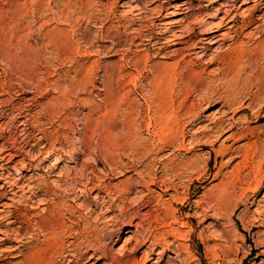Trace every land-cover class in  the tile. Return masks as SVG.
Returning a JSON list of instances; mask_svg holds the SVG:
<instances>
[{"label":"rangeland","instance_id":"rangeland-1","mask_svg":"<svg viewBox=\"0 0 264 264\" xmlns=\"http://www.w3.org/2000/svg\"><path fill=\"white\" fill-rule=\"evenodd\" d=\"M222 2L0 0V157L14 155L0 161L8 181L0 183L8 184L0 198V264H20L42 243L47 207L59 203L73 232L86 228L84 218L92 225L99 215L109 220L108 205L92 203L109 184L135 188L128 209L145 214L140 235L152 233L150 242L139 238L136 256V242H127L139 221L133 233L116 235L108 250L118 259L126 251L125 264H264V37H245L243 60L233 68L219 60L231 42L185 58L198 66L191 83L180 69L175 87H163L182 105L173 144V122L152 118L161 91L150 87L154 66L182 61V50L219 21L212 16ZM257 24L264 31V20ZM174 33L184 37L181 45L169 41ZM56 37L69 43L64 54L48 45ZM152 37L163 39L160 54L148 45ZM11 184L21 188L11 191ZM18 237L23 246L15 250ZM92 253L82 263L105 264L89 261Z\"/></svg>","mask_w":264,"mask_h":264},{"label":"bare ground","instance_id":"bare-ground-1","mask_svg":"<svg viewBox=\"0 0 264 264\" xmlns=\"http://www.w3.org/2000/svg\"><path fill=\"white\" fill-rule=\"evenodd\" d=\"M224 1L225 2H222L220 4V6H218L214 9V14L212 16L213 20L219 19V21L215 24H210L211 26H208V28H207L209 31L208 33H204L201 38H199L198 40H195V42H192L191 45H188L187 48H184L182 50L183 51L182 53L184 56L182 61L177 62V63H172V64L158 63L154 66L153 77L150 79L151 80L150 81L151 82L150 87H157L161 91L159 94L160 96H159V98L155 104V110L153 112L152 118L153 119L155 118V119H157V121L162 122V123H163V118H168L169 121L173 122V125H170V127L168 128L169 129L168 135H171V139L167 142H171V144H173V142H175L177 140V137H178L179 131L177 132V130H175V129L180 128L182 125L179 114L177 112V111L182 109V105H181V107L176 108L175 104H174V100L172 99V95L171 94L169 95L168 93H165L163 95V93H164L163 87H175V84L177 82L175 79H176L178 70H180V69L183 70V72H182L183 74L181 75L182 80H186V79L188 81L190 79L192 80V77L196 74V67H198V66H196L194 64L195 62L192 64V62H187L188 60L187 61L185 60V58L188 55H190L191 51L193 49H195L197 51L196 54H202L204 56L206 54V52H208L210 49H212V47H214L215 45L219 44V46H221V45H225L228 42H231V45L229 46L228 52L226 54L224 53L223 57H221V58H219L220 55L219 56L217 55V57L210 60L211 62L209 64H215L219 58V60H221L222 63H225L230 68H233L235 65L238 64L239 61L243 60L242 59L244 57L243 52H245V49L243 48V45H245L244 38L245 37L246 38L247 37L252 38L255 33L258 34V38L264 37V31L262 30L263 28L257 24L258 22L264 20V12L256 15L257 13H259V11L262 12V10L264 8V3L261 4V0H224ZM262 1H264V0H262ZM251 2L253 3L252 6H250L248 10L243 11L242 10L243 7L245 5L251 3ZM113 5H115V4H113ZM136 5H137V7L140 6V5H138V3ZM186 5H187V3L184 4V9H183L185 12L188 9L187 7H185ZM260 7H262V8H260ZM147 10H148V8H147ZM255 15H256V17H255ZM240 19H242V21ZM254 25H256V26L252 30L253 31L255 30V32L254 33L252 31L249 32L248 30L249 29L251 30V28ZM0 27H1V25H0ZM225 28H226V30L224 31V33L213 36L214 33H216L217 31H222ZM196 29L197 28H194L192 33H194L196 31ZM212 29H213V31H212ZM247 31H248V33H247ZM208 35H212V36H208ZM181 36L174 33V35L172 36V38L169 39V41L173 42L172 45H179L180 43L178 41H180L184 38L183 36L182 37ZM192 36H194V35H192ZM52 37H53V35H52ZM189 38H191V37H189ZM191 39H193V38H191ZM161 40H163V39L152 37V39L150 38L149 43H148V45H153V47H157L158 50L156 52L158 54H160L164 49L163 47H160V44H162ZM165 42H167V41H165ZM68 44L69 43L66 40H64L62 37H59V38L56 37V38H52V39L49 38V44L48 45H54L53 46L54 49H56L58 52H63V54H64V52H65L64 48L67 49ZM238 45L241 47L240 50L237 49ZM155 49H154V51H155ZM179 49H178V51H179ZM30 52H31V50H30ZM263 52H264V47H263ZM33 55H35V53ZM59 56H61V55H59ZM22 57H24V55ZM140 57L141 56H139L138 58H135V60L133 58V61L135 62V65L137 67L141 66ZM221 65H223V64H221ZM227 73H229V72H227ZM184 83H185V81H184ZM188 105H190V104H188ZM184 107H185V105H184ZM193 108L188 109L186 111V113L192 114L194 111ZM168 110H172L171 115H169V116L167 115ZM195 117H197V116H195ZM191 122L193 124L194 121H191ZM151 124L152 123L149 121L150 127H151ZM220 125H221L220 122H218L217 126H220ZM161 127H163V126H161ZM160 130L163 131V129H161V128H160ZM134 131H135V125L132 123L130 128H129V132H130L131 136H134ZM182 136L183 137L185 136L184 135V128H182ZM158 141L161 144L167 143V142H164L163 135H160L158 137ZM13 156L14 155L7 153V154L0 157V161L5 160L6 157L11 158ZM251 158H252V156H251ZM1 169L3 170L4 168L0 167V170ZM6 178L4 177L3 172L0 173V183H1V181H6ZM128 181H130V180H128ZM6 182L8 183V181H6ZM6 182H5V185L7 184ZM122 182L124 183V181H122ZM54 183L57 184L58 182L57 183L54 182ZM5 185L4 186L0 185V198H2L3 196H6L7 192H1V190L5 188ZM135 185H137V184H135ZM53 186H54V184H53ZM7 187L10 188L11 191H13L16 188H21V186H18L16 184H11ZM101 188H102V186H101ZM101 188H99L98 191H100L101 193L104 192V196H99L100 195L99 194L100 192H99L98 195L92 201V203L96 202V204L100 205V207L103 204H106V206L108 205L106 208V214H108V215L112 214V217H110L109 220H106V222H105V220H103L104 215L103 216L99 215V216H97L98 217V223L95 225H92L90 223L89 219L84 218L83 220L86 223V228H84L82 230H78L76 232H73L75 229L72 230V228L70 226L72 224L68 225L66 219L64 220V218H63L64 215L62 214L61 206L59 203H57L58 205L55 206L53 209H50L49 207H47L45 209V213H42L45 215H43L42 218L39 219V220H41L40 226H39L40 227L39 235H40V237H43L44 239H43L42 243L40 245H38L30 254L26 255V258L24 261H20V264H64L66 261H68V264H85V263H82V261L85 257V253L87 254V253H89V251L93 252L92 253L93 255H91L89 257L90 258L89 261H91L92 259L93 260L103 259V260H105V264H125V262H123V258L126 257V254H127L126 251L122 254V258L118 259V258L113 257L108 249H109V246L114 242L116 235L122 236L123 234L125 235L128 233H133L134 230L132 229L133 228L132 223L135 220L139 221L134 227L135 232H137V233L132 238L129 239V242H127V245L129 243H131L132 241H135L136 247L133 248L130 253L134 254L135 256L140 254L141 253L140 249L144 246V244L141 243L142 241H140L139 238L143 239L145 241V243L150 242V238L152 237L150 235L152 233L148 232V234L141 236L139 233V229H141V227L144 224V221H145L144 215L145 214H142V210L137 211L135 209L134 210L128 209V206H129L128 203L130 201L129 197L131 194H133L135 188L132 186H124V185L123 186H117V185L116 186H110V184L105 186V189L103 191H101ZM23 189L24 188L22 186V190ZM49 191H51V186H46L45 192L50 193ZM54 192H55V190H54ZM117 201H119V203H117ZM54 205H56V204H54ZM89 206H91V205H89ZM94 206H95V204H94ZM147 206H148V204H147ZM104 207H105V205L103 206V208ZM141 209H142V207H141ZM96 211H97L96 208H94V209L90 208V210L88 209V212L91 215H94L96 213ZM0 212H2V211H0ZM9 217L14 218V219L17 218V217H14L12 214ZM9 217H7V218H9ZM4 218L5 217H3L2 219H4ZM100 220L104 221V222L102 221L104 224L103 228H100L103 226V224H102V226L99 225ZM16 222L17 221L14 220V221L8 222V224L11 225V224H14ZM73 224H74V222H73ZM93 224H94V222H93ZM125 225H127V226L130 225V228L126 227ZM79 226H80V224H79ZM124 226L126 227L127 230L124 229ZM68 234H70V235L68 236ZM71 235H72V237H71ZM68 237L72 238L73 240L71 242L67 243L66 239ZM153 238H155V237H153ZM16 243L18 244L19 247L15 248V250L16 249L19 250V248L23 246V238L20 239V237H18V240ZM151 245L160 246L161 244L155 243L154 241H152ZM83 250H85V251L82 254ZM151 251H153V249L148 247L147 250L144 252V255H145L147 261L150 260L149 252L151 253ZM19 253L22 255L23 251H19Z\"/></svg>","mask_w":264,"mask_h":264}]
</instances>
